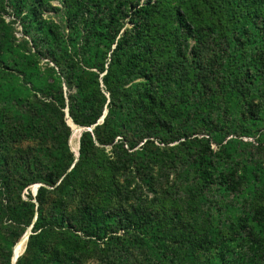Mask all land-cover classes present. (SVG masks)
Listing matches in <instances>:
<instances>
[{
  "label": "trees",
  "instance_id": "16d2710c",
  "mask_svg": "<svg viewBox=\"0 0 264 264\" xmlns=\"http://www.w3.org/2000/svg\"><path fill=\"white\" fill-rule=\"evenodd\" d=\"M263 128L264 0H0V264L261 262L264 204L209 194Z\"/></svg>",
  "mask_w": 264,
  "mask_h": 264
},
{
  "label": "rangeland",
  "instance_id": "374dc122",
  "mask_svg": "<svg viewBox=\"0 0 264 264\" xmlns=\"http://www.w3.org/2000/svg\"><path fill=\"white\" fill-rule=\"evenodd\" d=\"M52 4L54 6H60L59 1H53ZM15 27H16L17 37L21 38L22 28L18 24H16ZM70 122L68 121V123ZM73 128L75 131L72 133V136L69 141V146L71 150L76 153L79 150L80 132L76 133L77 129H79L77 126L76 127L73 126ZM164 134L166 135V132H164ZM260 134H264V128L262 129L261 133L258 132L257 135L254 134L251 135L250 137H238V136L227 137L222 141V144H220L219 146L218 142H220L223 139V137L220 135L218 138L217 137L214 138L215 142H213L211 146L213 152L215 153L216 162L220 166V170L223 171L225 169L226 170L237 169L239 174H243L244 171L248 173L247 175L248 178L246 181H244L240 192L233 191L228 194L225 191L221 192V187L219 186V188L214 187L213 191H211L209 194V196L212 198L215 197L220 198V196L224 197L225 204L227 206L226 210L228 211L230 210L231 215L236 218L237 217L250 218L252 214L250 215L249 212L252 211L258 205L264 204V193L261 192L262 190H264V184H260L261 189L258 188L260 190V192H258L256 190L257 187L255 182V178L257 175L264 177V140L263 138L260 139L259 137ZM175 144H171V145H175ZM162 174L166 175V171H164V173ZM162 181L165 183L166 187L172 186V181H173L172 177L169 178V180L162 179ZM35 188L36 186H33L32 188L33 192ZM197 222L201 224L202 221L200 220V218H198ZM256 232L261 237H264V233H262L259 229H257ZM26 247L27 244L25 246V251H26ZM25 251L21 254V256L25 253ZM14 252H15V248H14ZM261 254H264V248ZM263 262H264V258L261 262L259 261L256 262L255 264H262Z\"/></svg>",
  "mask_w": 264,
  "mask_h": 264
},
{
  "label": "water",
  "instance_id": "95a60500",
  "mask_svg": "<svg viewBox=\"0 0 264 264\" xmlns=\"http://www.w3.org/2000/svg\"><path fill=\"white\" fill-rule=\"evenodd\" d=\"M67 117L69 118V114H68V111H67ZM70 119V118H69ZM72 122L73 123V121L70 119L69 120V122ZM102 121H103V119H102ZM70 124V123H69ZM74 124V123H73ZM75 125V124H74ZM70 126L72 127V129H73V132H74V128H73V126L70 124ZM78 128H79V132H80V137H81V132L84 130V128H82V127H79V126H77ZM91 130V129H90ZM80 139V138H79ZM79 155H80V153H79V150L76 152V156H77V158L79 157ZM40 187V185H36V188L34 189V194L36 195L37 194V191H38V188ZM32 234V227L31 228H29L28 229V231L25 233V235L21 238V240L20 241H26V244H27V242H28V239H29V236ZM19 241V242H20ZM25 251V250H24ZM16 262H17V260H15V252L13 251V259H12V264H16Z\"/></svg>",
  "mask_w": 264,
  "mask_h": 264
},
{
  "label": "bare ground",
  "instance_id": "6f19581e",
  "mask_svg": "<svg viewBox=\"0 0 264 264\" xmlns=\"http://www.w3.org/2000/svg\"><path fill=\"white\" fill-rule=\"evenodd\" d=\"M72 123V122H71ZM73 124V123H72ZM79 129H77L76 133L79 132ZM75 133V135H76ZM26 246V241H20L15 247V260H18V258L21 256V254L24 252Z\"/></svg>",
  "mask_w": 264,
  "mask_h": 264
}]
</instances>
